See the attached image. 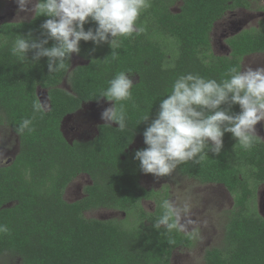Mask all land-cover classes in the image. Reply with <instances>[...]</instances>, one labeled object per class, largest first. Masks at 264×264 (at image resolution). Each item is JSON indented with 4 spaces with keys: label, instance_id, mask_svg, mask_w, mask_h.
<instances>
[{
    "label": "trees",
    "instance_id": "trees-1",
    "mask_svg": "<svg viewBox=\"0 0 264 264\" xmlns=\"http://www.w3.org/2000/svg\"><path fill=\"white\" fill-rule=\"evenodd\" d=\"M257 1L183 0L173 13L176 0H149L137 20L144 31L121 38L117 59L108 44L81 41L79 55L87 64L71 70V59L66 60L54 73H48L47 58L33 63L32 53L29 60H20L10 51L17 35L39 37L46 17L0 26V130L11 129L19 139L14 160L0 168V225L9 229L0 233V259L12 256L20 264H171L177 248L193 247L190 235L153 227L167 197L156 201L153 212L143 207L144 199L157 194L141 186L139 162L133 159L146 145L130 147L143 138V117H155L178 76L192 73L220 82L229 78L230 68L242 69L245 56L264 53V20L227 41L229 56L216 55L211 43L216 22L229 11L252 10ZM95 27L89 23L85 30ZM121 71L134 84L132 99L123 102L125 129L104 124L94 139L69 143L62 132L65 118L85 103H97L108 81ZM65 78L73 93L59 88ZM39 88L48 90L49 109L38 97ZM34 104L41 111H34ZM232 111L238 113L239 106ZM25 118L33 120L34 130L18 133ZM223 139L219 156L209 153L200 164L188 161L175 169L200 184L224 186L234 200L223 241L206 251L205 264H264V217L257 196L264 185V141L255 139L245 150L231 134ZM82 174L93 184L83 199L67 202L68 186ZM99 208L124 212L127 218L85 217Z\"/></svg>",
    "mask_w": 264,
    "mask_h": 264
},
{
    "label": "clouds",
    "instance_id": "clouds-1",
    "mask_svg": "<svg viewBox=\"0 0 264 264\" xmlns=\"http://www.w3.org/2000/svg\"><path fill=\"white\" fill-rule=\"evenodd\" d=\"M15 3L18 15L31 12L46 19L40 25L39 37L34 38L31 32L17 35L10 51L20 60H29L28 54L32 53L33 63L47 58L48 73L63 67L72 54L79 55L81 41L92 42L97 47L108 44L110 55L117 59L121 38L144 31L137 20L150 6L149 0H15ZM89 23L96 27L85 30ZM50 41L53 43L49 47ZM227 75L229 78L220 82L192 73L174 80L170 93L159 101L155 117L151 120L150 116L143 117L147 123L142 133L146 147L133 155L141 173L165 177L180 164L188 161L200 164L209 153L219 156L224 149L225 134H231L245 150L253 147V141L259 138L256 126L264 121V67H232ZM133 85L125 71L108 81V87L97 99L98 103L103 100L109 105L100 113L104 124L125 129L123 102L132 99ZM235 105L239 106L238 113L232 111ZM34 111H41V105L34 104ZM32 124V119H22L17 132L31 133ZM161 207L163 214L154 228L163 226L167 230L188 232V225L195 224L189 215V204L178 207L165 199ZM8 232L6 225H0V233ZM188 234L195 235V229Z\"/></svg>",
    "mask_w": 264,
    "mask_h": 264
},
{
    "label": "rangeland",
    "instance_id": "rangeland-1",
    "mask_svg": "<svg viewBox=\"0 0 264 264\" xmlns=\"http://www.w3.org/2000/svg\"><path fill=\"white\" fill-rule=\"evenodd\" d=\"M176 2L177 4L173 8L174 12L182 6V0H176ZM257 3L252 10L242 12L237 10L226 14L224 18L218 21L216 36H212L214 51L217 55L222 56L225 54V51L220 49L222 44L218 43L221 39L223 25L235 27V23L236 25L241 24L242 27H247V29L259 27L264 20V11L260 10L264 6V0H258ZM34 17V13L31 12L19 13L18 15L15 0H0V24L29 22ZM83 63L85 62L78 59L77 54H74L72 68ZM248 67H264V53L246 57L243 61V69ZM38 91L43 107L48 109L47 91L41 88ZM107 106L109 105L105 101L86 104L78 113L67 118L63 130L69 142L92 140L97 134L98 126L104 123L100 119V113ZM141 139L139 140L143 145L144 142ZM18 151L19 139L17 135L11 129L2 128L0 130V167L17 155ZM140 182L147 189H162L165 194H168V200L173 201L178 207H183L185 203L190 205L189 215L195 221V224L188 225V232L195 229V235H191L195 244L187 249L180 248L176 250L171 258V264H205V251L220 246L223 241L228 212L234 207L231 194L223 186L210 184L204 186L179 174L165 177L142 174ZM90 183L91 179L88 176L77 178L66 191V201L72 203L79 200L78 190H84ZM257 196L258 209L264 217V185L259 189ZM144 207L147 211L152 212L156 206L153 203L145 202ZM85 217L103 220H125L127 218L123 213L104 208L88 211L85 213ZM188 232L184 233L188 234ZM0 264H20V259L5 256L0 259Z\"/></svg>",
    "mask_w": 264,
    "mask_h": 264
},
{
    "label": "flooded vegetation",
    "instance_id": "flooded-vegetation-1",
    "mask_svg": "<svg viewBox=\"0 0 264 264\" xmlns=\"http://www.w3.org/2000/svg\"><path fill=\"white\" fill-rule=\"evenodd\" d=\"M183 1V0H182ZM176 4H177V2L175 3V5L174 6H172L171 7V11L173 12V13H177V12H179L180 11V7H179V10L178 11H173V8L176 6ZM238 11H240V12H242V11H249V10H245V9H237ZM237 10H234V11H229V12H227V14H229V13H233V12H235V11H237ZM224 18V17H223ZM220 21V20H219ZM217 23L218 22H216L215 24H214V27H213V30H212V33H211V43H212V49H213V52L215 53V51H214V49H215V47H214V41H213V39H212V36H216V30H217V28H216V25H217ZM2 24H4V23H2ZM2 24H0V26L2 25ZM234 25H235V27H228V25H223V27H222V35H221V39H220V41L218 42V43H220V44H222L221 46H220V49L222 50V51H225V54L224 55H222V56H229L230 54H231V48L229 47V45H228V43H227V41L230 39V38H232L233 36H235V35H237L238 33H240V32H242L243 30H246L247 29V27H242L241 26V24H235L234 23ZM216 54V53H215ZM256 54H262V53H256ZM256 54H251V55H248V56H245L244 58H243V61H244V59L246 58V57H249V56H253V55H256ZM217 55V54H216ZM78 56V59H82L85 63H83V64H81V65H84V64H87V60L85 59V58H83V57H81L80 55H77ZM71 63H72V66H71V70H73L74 68H72L73 67V65H74V54H72V56H71ZM81 65H79V66H81ZM76 67H78V66H76ZM75 67V68H76ZM242 69H243V62H242ZM59 88H61V89H63V90H65V91H67V92H69V93H73V91H72V87H71V85H70V83L68 82V79L67 78H65L63 81H62V83L59 85ZM40 89V88H39ZM38 89V90H39ZM42 89V88H41ZM43 90H45V91H47V98H48V90H46V89H43ZM38 93H39V91H38ZM38 96H39V94H38ZM40 97V96H39ZM103 100H101L100 102H102ZM48 102H49V107H50V101H49V98H48ZM98 103V102H97ZM86 104H96V103H85L84 105H83V107L82 108H84L85 106H86ZM49 109V108H48ZM80 111V110H79ZM78 111V112H79ZM77 112V113H78ZM76 114V113H75ZM75 114H72V115H70V116H73V115H75ZM70 116H68V117H66L65 118V120L63 121V125H64V122L67 120V118H69ZM63 125H62V132H63V134H64V136H65V138L67 139V141L69 142V140H68V138L66 137V135H65V132H64V130H63ZM101 125H104V123L103 124H101ZM100 126V125H99ZM98 126V127H99ZM256 129H257V132H258V136H259V138L260 139H262L263 141H264V121H262V122H260L259 124H257V126H256ZM97 134H98V128H97ZM97 134H96V136H97ZM95 136V137H96ZM94 137V138H95ZM93 138V139H94ZM142 137H138L134 142H133V144H132V146L130 147V150H133V149H138L142 144H141V141L139 140V139H141ZM138 140V141H137ZM141 140H143V138L141 139ZM90 141V140H89ZM69 143H73V142H69ZM140 145V146H139ZM16 156V155H15ZM15 156H13V158L11 159V160H9L5 165H7L8 163H10L12 160H14V158H15ZM4 165V166H5ZM3 167V166H2ZM1 168V167H0ZM143 174V173H142ZM175 174H179V175H181L179 172H177V171H174L171 175H175ZM170 175V176H171ZM80 176H88V175H86V174H82V175H79L77 178H79ZM142 176V175H141ZM181 176H183V175H181ZM90 179H91V177L90 176H88ZM183 177H185V178H188V177H186V176H183ZM76 178V179H77ZM75 179V180H76ZM188 179H190V178H188ZM74 180V181H75ZM192 180H194V179H192ZM140 181H141V178H140ZM196 181V180H195ZM198 182V181H197ZM71 184H73V182L71 183ZM70 184V185H71ZM93 184V182H92V179H91V183L89 184V185H87L85 188H84V190H82V189H80V190H78V195H80V197H79V200H81V199H83L84 197H85V190H86V188L88 187V186H90V185H92ZM140 184H141V182H140ZM69 185V186H70ZM201 185H203V184H201ZM206 185H208V184H206ZM210 185H219V184H210ZM69 186H68V188H69ZM142 186V185H141ZM205 186V185H204ZM219 186H222V185H219ZM143 187V186H142ZM224 187V186H223ZM262 187V186H261ZM260 187V188H261ZM67 188V189H68ZM144 188V187H143ZM147 191H154L157 195L155 196V198L154 199H144L143 201H142V205H143V207H144V203L145 202H150V203H153V204H155V206H156V201L157 200H160V199H165L166 197H167V200H168V194H165L164 193V191L162 190V189H156V188H151V189H147V188H145ZM227 190V189H226ZM67 191V190H66ZM82 191H83V193H82ZM228 191V190H227ZM65 194H66V192H65ZM82 194V195H81ZM230 194V193H229ZM66 200V199H65ZM78 201V200H77ZM234 201V200H233ZM76 202V201H75ZM145 208V207H144ZM99 209H102V208H99ZM98 209V210H99ZM104 209H107V208H104ZM155 209H156V207H155ZM93 210H97V209H93ZM111 210V209H110ZM91 211V210H90ZM114 211H117V212H120V213H123L124 215H125V213L124 212H121V211H118V210H114ZM155 211V210H154ZM88 212V211H87ZM149 212V211H148ZM153 212V211H152ZM86 213V212H85ZM85 215V214H84ZM126 216V215H125ZM182 233H184V232H182ZM184 234H186V233H184ZM186 235H189V234H186ZM191 236V235H190ZM192 237V236H191ZM194 241V240H193ZM194 244H195V241H194ZM193 244V245H194ZM180 248H185V249H187V248H190V247H179V248H177L176 250H178V249H180ZM175 250V251H176ZM174 251V252H175ZM173 252V253H174ZM206 252V251H205ZM172 257H173V254H172Z\"/></svg>",
    "mask_w": 264,
    "mask_h": 264
},
{
    "label": "water",
    "instance_id": "water-1",
    "mask_svg": "<svg viewBox=\"0 0 264 264\" xmlns=\"http://www.w3.org/2000/svg\"><path fill=\"white\" fill-rule=\"evenodd\" d=\"M39 97V96H38ZM41 101V100H40ZM42 103V102H41ZM261 213V212H260ZM262 215V214H261Z\"/></svg>",
    "mask_w": 264,
    "mask_h": 264
}]
</instances>
